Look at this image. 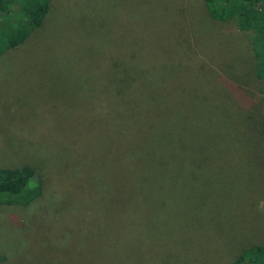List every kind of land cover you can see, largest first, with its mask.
I'll return each instance as SVG.
<instances>
[{
    "label": "rangeland",
    "instance_id": "obj_1",
    "mask_svg": "<svg viewBox=\"0 0 264 264\" xmlns=\"http://www.w3.org/2000/svg\"><path fill=\"white\" fill-rule=\"evenodd\" d=\"M253 34L210 17L203 0H51L42 25L0 56V167L32 165L44 184L30 205H0V264H53L36 228L70 209L89 221L90 180L135 217L94 251L79 239L73 264H235L264 246ZM107 107L127 116L121 127L109 129ZM67 251L50 256L72 264Z\"/></svg>",
    "mask_w": 264,
    "mask_h": 264
},
{
    "label": "trees",
    "instance_id": "obj_2",
    "mask_svg": "<svg viewBox=\"0 0 264 264\" xmlns=\"http://www.w3.org/2000/svg\"><path fill=\"white\" fill-rule=\"evenodd\" d=\"M51 0H0V56L6 50L14 49L23 43L29 34L36 28H39L49 10ZM204 7L210 17L219 22L233 21L238 30H253L254 37L252 41L253 55L255 59L256 74L260 78H264V0H203ZM202 61L203 58H200ZM228 60V59H227ZM221 61H226L224 58ZM214 66L217 65L211 62ZM134 99L133 101H136ZM106 114L103 120L108 125L109 129L119 128L120 122L126 120V117L120 116L124 112L119 113L107 107L104 110ZM83 130V129H82ZM225 136L230 133L235 135V127H222ZM231 130V131H230ZM81 135H84L85 130ZM120 133L115 132L114 136ZM124 134V133H122ZM94 136V135H93ZM107 136V139L105 138ZM81 137V136H80ZM85 139L86 136L84 135ZM103 138V146L105 148L107 142L110 140L109 132ZM87 138H89L87 136ZM94 138H98L95 136ZM228 138L226 143L230 144ZM235 139V138H233ZM261 139V140H260ZM251 145L253 153L258 154V148L264 145V137L261 135ZM88 143L82 145L84 155L89 157L87 151L91 152L89 148L91 145L90 138ZM225 146V145H224ZM232 148V147H231ZM233 150V148H232ZM103 150L91 153V158L97 160ZM106 151V150H105ZM104 151V153H105ZM264 157V149L262 151ZM94 167V166H93ZM93 167L88 168L87 171H92ZM193 172L191 168H188ZM86 171V172H87ZM36 169L32 165H22L18 167H0V205L1 204H24L30 205L32 201L43 195V185L40 178L34 183V176ZM81 177L84 176L85 171L81 170ZM66 176V175H65ZM172 179L171 174L167 175ZM89 191L85 193L88 197L90 207L86 212L88 220H83L76 210L70 209L69 214L60 213L57 221L50 217L49 228L38 225L37 231L41 232L40 239L45 244L44 252L49 257L53 264H63L51 258L50 253L53 251V257L56 256L58 248L67 245V260L71 263H76L77 256L75 254L78 240L83 239L87 242V246L94 251L95 248H101L103 243L110 240L111 234L119 223L120 229H128L126 223L133 221L135 217L134 206H129L128 202L121 204L120 199L112 197L113 193H106L100 187L95 186V181L87 183ZM76 186V185H75ZM74 187V186H73ZM80 187V185H79ZM82 188V186H81ZM130 188L126 193H129ZM69 191L61 192L60 197H64ZM82 193V190H80ZM84 193V192H83ZM125 193V194H126ZM124 198L128 197V195ZM119 197V196H118ZM118 202V206L115 202ZM134 204V203H133ZM87 208L83 209V212ZM78 214V215H77ZM95 215V218H94ZM96 221L95 224H90ZM106 232V235L101 233V230ZM116 229V228H115ZM36 235V234H35ZM98 240V242H97ZM95 255H93L94 257ZM235 264H264V246L254 245L244 249L242 253L234 261Z\"/></svg>",
    "mask_w": 264,
    "mask_h": 264
}]
</instances>
